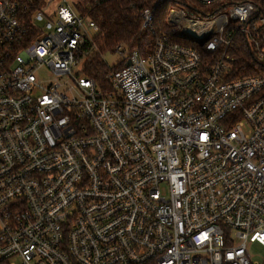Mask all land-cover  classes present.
I'll return each instance as SVG.
<instances>
[{"label":"built area","instance_id":"2783aa9c","mask_svg":"<svg viewBox=\"0 0 264 264\" xmlns=\"http://www.w3.org/2000/svg\"><path fill=\"white\" fill-rule=\"evenodd\" d=\"M54 1L0 0L1 264H264V0H177L103 87L74 71L98 25Z\"/></svg>","mask_w":264,"mask_h":264},{"label":"trees","instance_id":"16d2710c","mask_svg":"<svg viewBox=\"0 0 264 264\" xmlns=\"http://www.w3.org/2000/svg\"><path fill=\"white\" fill-rule=\"evenodd\" d=\"M42 1L34 0L35 8L40 6ZM179 1L191 15L206 17L219 12L228 5L247 0H221L212 7L196 4L191 0ZM175 5H177V0L159 2L158 0H83L80 12L93 19L100 31L94 40L93 48L92 44L86 46V50L91 47V52L84 59L82 73L94 78L100 87L101 84L106 85L108 70L103 55L108 51H113L119 44L130 51L143 50L146 44L151 43L157 37L170 33L172 28L166 23V17L170 7ZM148 8L153 11L156 34L142 29V12ZM243 49L250 55L246 45ZM238 63L242 64L243 59L241 58ZM124 66L125 63H121L118 68ZM1 262L3 261H0V264Z\"/></svg>","mask_w":264,"mask_h":264},{"label":"rangeland","instance_id":"374dc122","mask_svg":"<svg viewBox=\"0 0 264 264\" xmlns=\"http://www.w3.org/2000/svg\"><path fill=\"white\" fill-rule=\"evenodd\" d=\"M69 1L72 2L74 6L80 11V6L82 7L83 0H69ZM59 2H61V0H55L54 5L55 6L58 5ZM52 7L53 5L51 6V8ZM123 57L124 56L122 54L114 52V51H108L107 53L104 54L105 63L111 67L117 65L123 59ZM83 62H84V57L77 61L76 66H74L75 73H78V74L81 73V70L83 69ZM39 75L43 79H46L48 76V72L46 70H41ZM63 82L67 84V86L72 84L70 81H67L66 79H63ZM101 87H103V84H101ZM250 250L255 255V259H261L262 257H264V246L253 244Z\"/></svg>","mask_w":264,"mask_h":264},{"label":"water","instance_id":"95a60500","mask_svg":"<svg viewBox=\"0 0 264 264\" xmlns=\"http://www.w3.org/2000/svg\"><path fill=\"white\" fill-rule=\"evenodd\" d=\"M130 63V61H128V63L127 64H129Z\"/></svg>","mask_w":264,"mask_h":264}]
</instances>
